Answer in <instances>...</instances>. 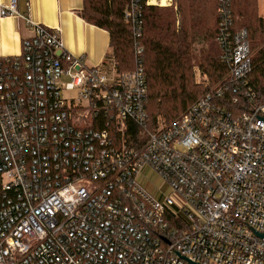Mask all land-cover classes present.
<instances>
[{"label":"built area","instance_id":"obj_1","mask_svg":"<svg viewBox=\"0 0 264 264\" xmlns=\"http://www.w3.org/2000/svg\"><path fill=\"white\" fill-rule=\"evenodd\" d=\"M219 11L226 73L152 127L141 66H90L17 0L1 8L32 34L0 57V264H264L247 226L264 233V95L246 30Z\"/></svg>","mask_w":264,"mask_h":264},{"label":"trees","instance_id":"obj_2","mask_svg":"<svg viewBox=\"0 0 264 264\" xmlns=\"http://www.w3.org/2000/svg\"><path fill=\"white\" fill-rule=\"evenodd\" d=\"M174 5L148 4L147 0H83L79 11L87 22L109 33L106 58L112 60L116 73L143 68L151 126L179 117L226 73L216 40L221 6L230 11L234 29L247 32L254 59L252 80L264 95V18L256 14V0H175ZM200 37L205 44L197 53L194 42ZM194 65L211 83L195 80Z\"/></svg>","mask_w":264,"mask_h":264},{"label":"crops","instance_id":"obj_3","mask_svg":"<svg viewBox=\"0 0 264 264\" xmlns=\"http://www.w3.org/2000/svg\"><path fill=\"white\" fill-rule=\"evenodd\" d=\"M11 0H0V11ZM21 15L60 33L64 49L73 56H83L90 66L112 70V60L106 58L109 33L81 17L83 0H17ZM32 31L24 17L0 15V57L19 55L22 41Z\"/></svg>","mask_w":264,"mask_h":264},{"label":"rangeland","instance_id":"obj_4","mask_svg":"<svg viewBox=\"0 0 264 264\" xmlns=\"http://www.w3.org/2000/svg\"><path fill=\"white\" fill-rule=\"evenodd\" d=\"M152 3L151 4H155V5H159V6H168V7H172L175 4V0H166L164 4L161 3V0H151ZM175 7V5H174ZM256 14L259 15L260 17L264 18V0H256ZM176 9V7H175ZM176 27L179 28L180 27V22L179 19H177L176 21ZM264 35V32H262V36ZM204 39L202 37H200L199 39L195 40L194 42V50L198 53V50L200 49V47H202L204 45ZM193 70L195 73V80L198 83H203L204 85H208L209 83V79L208 77L203 74L200 70V68L197 65L193 66ZM62 79L64 81H67L69 79L68 76H63ZM219 80H217L215 83H213L212 85L216 84ZM210 85V86H212ZM66 93V90H64V94ZM163 124L166 122H159L158 124ZM157 126V125H155ZM145 175L147 176H143L141 175L140 177V181L151 191L154 192L156 186L160 185L162 183V179L160 178V176L154 172L152 169L150 168H146L144 170Z\"/></svg>","mask_w":264,"mask_h":264},{"label":"water","instance_id":"obj_5","mask_svg":"<svg viewBox=\"0 0 264 264\" xmlns=\"http://www.w3.org/2000/svg\"><path fill=\"white\" fill-rule=\"evenodd\" d=\"M57 54H60V51H58ZM256 116L264 120V117H261V116H258V115H256ZM245 224H246V223H245ZM246 225H247V224H246ZM247 226L250 227V228H251L256 234H258L259 236L264 237V233H261V232L257 231L256 229L252 228V227L249 226V225H247ZM190 261H191L192 263H194V264H199V263H197V262H195V261H193V260H191V259H190Z\"/></svg>","mask_w":264,"mask_h":264},{"label":"bare ground","instance_id":"obj_6","mask_svg":"<svg viewBox=\"0 0 264 264\" xmlns=\"http://www.w3.org/2000/svg\"><path fill=\"white\" fill-rule=\"evenodd\" d=\"M165 1H166V0H161V3L164 4V3H166Z\"/></svg>","mask_w":264,"mask_h":264}]
</instances>
